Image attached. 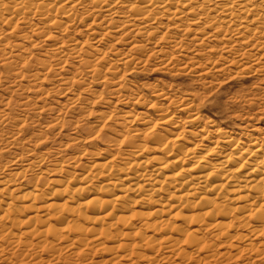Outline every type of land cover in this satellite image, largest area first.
<instances>
[{
	"label": "rangeland",
	"instance_id": "obj_1",
	"mask_svg": "<svg viewBox=\"0 0 264 264\" xmlns=\"http://www.w3.org/2000/svg\"><path fill=\"white\" fill-rule=\"evenodd\" d=\"M219 3L214 0L209 7L214 11ZM113 8L111 14L96 3L73 8V23L64 22L59 30L44 31L36 16L26 24L18 23L17 34L3 26L0 181L19 173L16 185L22 187L40 175L50 181L62 179L66 172L79 171L75 160L89 166L97 156L124 152V140L132 139L134 129L145 125L150 126L147 137L178 128L175 131L181 136L175 144L182 139L197 142L196 151L211 145L212 152L206 154L210 160L221 149L231 152L219 130L234 133L236 150L251 145L247 136H258L264 151V27L256 17L242 15L234 18V28L222 24L216 29L194 5L182 20L137 27L140 23L129 8L121 4ZM52 41L62 43L57 51ZM113 133L120 141L113 140ZM130 217L135 228L145 221ZM250 224L257 225L254 220ZM248 230L234 221L228 233L234 236ZM214 235L211 229L198 232L196 237L210 252L190 254L193 259L185 264H264V232L249 235L255 249L230 261L225 255L233 252L231 244L243 242L224 243L226 238L218 240ZM180 246L193 251L188 242ZM168 254L161 251L157 264L183 262L177 257L163 260ZM207 254L213 256L195 262ZM10 255L0 251V264H32L5 261ZM35 255L49 258L41 250ZM66 256L47 264H84L76 256ZM108 257L110 253L103 249L92 253L95 262Z\"/></svg>",
	"mask_w": 264,
	"mask_h": 264
},
{
	"label": "bare ground",
	"instance_id": "obj_2",
	"mask_svg": "<svg viewBox=\"0 0 264 264\" xmlns=\"http://www.w3.org/2000/svg\"><path fill=\"white\" fill-rule=\"evenodd\" d=\"M212 1L0 0V45L4 43L3 26L17 34L18 23L26 24L36 16L44 31L59 30L64 22L73 23V8H87L91 3L101 6L106 14L114 11L115 4L126 6L141 24L137 27L182 20L194 5L216 29L222 24L234 28V18L242 15L256 17L264 27V0L256 4L253 0H218L214 11L209 7ZM61 45L51 42L55 51ZM38 63L46 66L40 59ZM32 76L37 77L36 73ZM149 128L134 129V137L124 140L126 149L120 154L97 156L89 166L75 160L79 171L66 172L62 179L50 181L40 175L22 187L16 185L22 173L4 177L0 181V251L11 254L4 260L47 264L66 254V258L76 256L84 264H157L164 251L169 254L163 260L177 257L185 264L193 259L190 254L210 252V247L196 237L204 229L213 230L218 240L226 238L224 243L233 239L243 242L231 244L233 252L225 255L229 261L255 249L249 235L264 232V151L260 138L247 136L251 145L236 150L238 138L234 133L219 130L231 152L221 149L210 160L206 154L212 152L211 145L196 151L197 142L182 139V143H174L180 140L181 133L175 131L178 128L147 137ZM113 135L115 142L120 141L118 134ZM52 183L54 186L49 185ZM130 215L145 218L140 228L134 227ZM250 220L257 225L252 227ZM234 221L249 229L248 233L229 236ZM156 236L160 238L156 240ZM181 242H188L193 251L182 249ZM98 249L110 253V258L95 262L92 253ZM39 250L47 252L49 258L39 259L35 255ZM212 256L204 255L195 262Z\"/></svg>",
	"mask_w": 264,
	"mask_h": 264
}]
</instances>
